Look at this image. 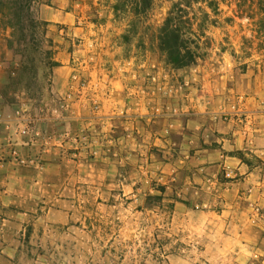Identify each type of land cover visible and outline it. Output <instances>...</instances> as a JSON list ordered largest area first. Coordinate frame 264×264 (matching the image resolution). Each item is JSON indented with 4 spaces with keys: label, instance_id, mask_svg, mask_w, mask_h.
<instances>
[{
    "label": "rangeland",
    "instance_id": "obj_1",
    "mask_svg": "<svg viewBox=\"0 0 264 264\" xmlns=\"http://www.w3.org/2000/svg\"><path fill=\"white\" fill-rule=\"evenodd\" d=\"M60 1L55 20L42 15L50 0H35L16 25L18 0H0V264H264V0ZM175 6L196 41L185 69L159 47ZM90 70L147 97L137 140L129 112L113 131L90 119L97 102L74 118ZM233 102L254 127L246 138L228 131ZM58 111L68 120L51 125ZM54 134L69 144L57 173L26 152ZM81 136L89 147L75 151Z\"/></svg>",
    "mask_w": 264,
    "mask_h": 264
},
{
    "label": "crops",
    "instance_id": "obj_2",
    "mask_svg": "<svg viewBox=\"0 0 264 264\" xmlns=\"http://www.w3.org/2000/svg\"><path fill=\"white\" fill-rule=\"evenodd\" d=\"M51 3V8H47L44 10V12L42 13V15L44 16V18L47 21H53L55 20L54 16H50V10H55L56 12H61V8H62V4L60 0H50ZM53 7V8H52ZM60 19V17H59ZM58 20V19H56ZM109 75L107 74V72H103V75ZM90 75L95 79V82H91L90 86L87 90V92H85L82 97H80V100L77 101V105L78 107H82V110H78V112H74V118L78 119L80 114H85L88 113L86 111H83V108H87V106H89L88 111L90 112L91 107L90 105L92 104V102H97L99 104V106H97L98 108V113L95 115H92L90 117V119L93 118H98L102 121L103 125H105L107 128L111 129L113 131V126L116 127V125H118L119 120H116L118 118V116L120 115V113L126 111L129 112L130 114V121L129 124L132 126V133H133V125L135 127L136 130H134V136L132 139L136 138V140L138 139V132H139V128H138V119H140L139 117H143L146 115V113L149 112V108L147 107V104H145L144 100L147 99L146 96H144L143 98H141L139 91L137 90V88H127L126 86H121L122 88H120L119 86H108V85H104L103 81H107L106 79H101V75L102 73H95V72H91L90 70ZM70 74L67 72H64V74H56V83L59 79V81L61 80V77L66 78V80H68ZM109 77V76H108ZM62 78V80H63ZM97 78H99L97 80ZM116 78L114 77L112 79L109 78L110 80V84L116 82ZM114 81V82H113ZM65 90V88H64ZM64 90L59 91V90H54L57 93H61L63 94ZM124 98V99H123ZM128 98H129V102H128ZM194 100V99H193ZM194 107H198L197 103L199 102L198 100H194ZM125 106L129 107L125 108ZM245 108H239L238 104H236V102H233L232 105L229 108V112L231 113V117H229L230 121L228 123V131H230V134L232 133V137H236V135H241L244 138H246L247 136H250L252 134V132H248L249 130V126L246 123L247 119H243V113H245L244 110ZM232 111V112H231ZM239 111V112H238ZM238 112V113H237ZM198 114L200 112H197ZM147 117V115H146ZM68 117H64L62 118L59 111L58 114H56V116L50 118L51 120V125H56L58 123H62L67 119ZM44 117H42L40 119V121H43ZM73 118L70 116L69 121H71ZM205 119V118H204ZM181 120H186L181 118ZM192 120H203L202 117H194L192 118ZM39 122V121H38ZM1 120H0V127H1ZM71 123V122H70ZM149 123V122H147ZM191 124V123H190ZM183 125V129L182 130V134L188 135L190 132H186V126H185V121L182 123ZM170 126H172L170 124ZM254 128V127H252ZM251 129V131H253L254 129ZM3 129V128H2ZM196 129V127H195ZM193 130V134L192 136H197V134H201L200 132L203 130V127H198L196 130ZM157 129H152V127L150 129H147V131H149V137L151 136H155L157 137V135L159 134L157 131ZM115 131V130H114ZM208 130H205L204 132L207 133ZM204 135V134H203ZM56 136V137H54ZM52 136L50 139H46L44 136L40 137L38 139V141H36L35 143H32L30 145V147L26 148V152L30 153L31 151H35L38 150L40 153V161L42 163V165L44 166H49L52 165V169H56L57 167H59V170H56L55 172H61L63 167H66V162H68L67 159V150L65 146L69 145L67 143H65V141H63L60 136L55 135ZM161 139V138H160ZM173 139V137H172ZM172 139H167L166 141H161L162 143V147L169 149L172 148L173 145H175V143H172ZM159 140V139H158ZM1 141V140H0ZM242 141L241 137H238V142L240 145ZM168 144L170 146H168ZM238 145L236 147H238ZM137 146V145H136ZM53 150L57 151L56 153L53 152ZM53 152V153H52ZM211 152V151H210ZM52 153V154H51ZM196 155L192 156L193 159L196 160V162L198 163V165L201 166L202 170H206L207 167L204 164H207L209 158H210V154L208 151H206V149H200V150H196L195 152ZM61 167V168H60ZM68 167V166H67ZM45 171H49L48 167H44ZM61 169V170H60ZM241 169V168H240ZM20 170V166H15L13 168H11V172H15V173H19ZM0 170V174L6 172ZM71 174L73 176H75V174L73 172H71ZM82 177H79V173L77 175V179L78 181H80ZM72 183H70L71 185ZM69 186V184H68ZM3 194V193H2Z\"/></svg>",
    "mask_w": 264,
    "mask_h": 264
},
{
    "label": "trees",
    "instance_id": "obj_3",
    "mask_svg": "<svg viewBox=\"0 0 264 264\" xmlns=\"http://www.w3.org/2000/svg\"><path fill=\"white\" fill-rule=\"evenodd\" d=\"M34 1L23 0L21 2V0H18L15 4L18 5V11L14 16L16 25L24 23V18L30 17V9ZM176 8L177 6L169 12L160 30L159 47L165 53L169 65L175 69H185L196 64L198 54L192 49L196 41L193 39L195 35L191 21L181 14L182 10L177 12ZM209 8L213 13L218 11L216 4H209ZM136 13L141 14L142 12L138 11Z\"/></svg>",
    "mask_w": 264,
    "mask_h": 264
},
{
    "label": "built area",
    "instance_id": "obj_4",
    "mask_svg": "<svg viewBox=\"0 0 264 264\" xmlns=\"http://www.w3.org/2000/svg\"><path fill=\"white\" fill-rule=\"evenodd\" d=\"M73 79H74V81H76L78 79V77L77 76H74ZM21 134L23 136H25V137H30L31 136L27 128L21 130ZM73 140H74V142L76 144H81L82 145V148L81 149H79V146H78L75 149V151H79L80 152L81 150H87V148L89 147V145H88V138L86 136L75 137ZM79 152H76V153H79ZM13 157H15V159H17V158L20 157V155H19V153L17 151H15L13 153ZM22 162L25 163L24 160H22Z\"/></svg>",
    "mask_w": 264,
    "mask_h": 264
}]
</instances>
